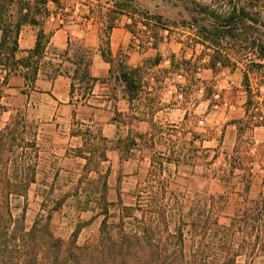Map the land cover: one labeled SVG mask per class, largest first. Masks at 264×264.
Returning <instances> with one entry per match:
<instances>
[{"label": "trees", "instance_id": "1", "mask_svg": "<svg viewBox=\"0 0 264 264\" xmlns=\"http://www.w3.org/2000/svg\"><path fill=\"white\" fill-rule=\"evenodd\" d=\"M171 1V7L178 9V22L192 33L183 43L179 56L171 54L163 60L156 53L136 67H129L126 61L119 60L120 56L112 57L111 31L120 25L121 18L145 29L160 23L162 18L143 9L138 0H0V102L10 76L18 75L33 85L41 68L49 79L70 78L71 92L75 86L88 90L97 82L89 75L92 48L70 42L61 52L49 48L53 30L76 24L73 15L78 5L82 22L94 21L99 25V48L103 49L98 51L109 65L115 83L123 87L129 102L146 101L150 141L153 136L162 135L161 127L153 122L160 107L148 91L152 87L148 86V80L154 70L187 80V85L178 88L181 98L189 95L185 92L187 88L204 86L206 101L212 99L213 91L198 78L202 70L217 74L225 68H241L244 116L231 125L236 126L238 136L243 132L242 126L249 130L264 128V94L261 93L264 91V0ZM47 26L52 27L49 34L45 33ZM24 27L37 29L36 42L31 51L17 58L18 38ZM124 27L128 29L129 25ZM152 45L156 47L155 43ZM196 47H201L198 55ZM186 50L191 51L188 59ZM165 61L168 68L159 69ZM154 80L158 79L154 76ZM181 109L185 112L184 123L173 128L172 133L190 136L189 150H171L170 158L153 153L148 158L146 179L134 193L133 205H125L119 195L115 202L110 200V170L101 168L107 162V140L89 133L90 136H85L83 146L72 151L75 158L84 161L73 196L84 194L86 200L77 202L78 210L90 212L92 217L77 224L67 240L56 237L51 228L53 214L68 198V194L62 198L53 196L60 178L54 164L41 168L46 173L37 184V191L43 199L31 227H26L28 193L37 183L41 150L35 132L26 129L19 115L0 125V264H238L242 257L247 264L264 261V180L257 199L249 200L254 158L242 154L237 144L230 152L222 153L221 166L211 175L227 192L234 190L235 184L242 187L245 199L228 223L221 222L223 196L195 194L194 199L188 200L169 190V181L163 176L167 173L165 164L175 168L195 164L199 157L196 143L206 141L201 134L185 129V124L194 122L196 117L187 106ZM1 112H5V107L0 103ZM121 144L122 162L130 159L128 149L136 144L133 140ZM202 151L207 160L210 150ZM212 152L208 167L220 157L217 151ZM48 173L52 174L50 183ZM92 174L94 179L90 178ZM98 218L101 221L96 240L79 245V232ZM187 240L188 254L185 253Z\"/></svg>", "mask_w": 264, "mask_h": 264}, {"label": "rangeland", "instance_id": "2", "mask_svg": "<svg viewBox=\"0 0 264 264\" xmlns=\"http://www.w3.org/2000/svg\"><path fill=\"white\" fill-rule=\"evenodd\" d=\"M105 0H103L104 2ZM143 9L148 10L150 14L161 16L160 23L154 24V26L145 29L141 25H132L130 20L121 18L118 27H124V24L129 25V28H125L129 37V46L121 50L118 55L119 60L126 61V54L130 49H137L142 57L140 62L147 58H153L156 53H159L163 60H167L171 54L179 56L180 49L183 47V43L187 41L188 37H191L192 33L187 28L178 22V9L172 8L171 0H138ZM76 9L74 15L76 17V24L65 25L63 30L65 31L66 47L67 42L77 45H85L89 48L97 43V50L99 48V25L94 21L87 23L82 22L81 13ZM67 11H70L67 9ZM82 22L81 25H78ZM153 24V23H152ZM46 34H49L52 30L51 26H47ZM153 43L156 47H153ZM182 43V44H181ZM93 49V48H92ZM196 55L199 54L201 47H196ZM191 55L190 50H186L185 58L188 59ZM168 62H164L159 69H167ZM156 77V82L154 80ZM198 78L206 83L207 87L212 89V99H203L204 86H198V88H187L185 92H189L182 98L178 95V88L187 85V80L184 77H178L175 74H158L153 71V74L149 77L148 86H152V98L155 103L158 104L161 101L169 99V92H171L173 104L179 106H187L189 110L194 114L196 120L194 122H187L185 129H191L205 139L204 142H197L196 146L199 149L198 159L195 164L189 165L188 171L181 170L177 174V170L172 164H165L167 173L163 176L169 181V190L182 196L184 199L192 200L195 194H208L215 196H223L225 205L223 207L221 216L222 223H228V220L234 215L235 211L241 207L245 197L242 193V187L240 184H235L234 190L227 192L223 184H219L216 180L211 179L213 170L218 169L221 166L223 155L225 151L230 152L235 144H237L238 150L242 154H250L253 156V179L250 188V192L247 194L249 200H255L263 190L264 180V128H253L249 130L247 127H240L243 129L240 136L237 135V128L231 125V122L243 119L244 110V93L241 86L242 73L241 68L232 70L231 68H225L220 70L217 74H212L208 70H202L198 74ZM264 94V91H261ZM211 100L212 103H211ZM188 102V103H187ZM212 104V107H209ZM181 107V108H180ZM182 110V109H181ZM184 111V110H182ZM185 113V112H184ZM20 118H23L22 114H19ZM24 119V118H23ZM25 122V120H24ZM184 122H179L177 128H179ZM25 124V123H24ZM2 126V125H1ZM28 130H31L29 127ZM163 136L162 140L158 136L153 141L149 140L148 151L145 152V161L141 166L140 174L135 170L132 177H124L120 174L112 177L113 184L110 188L109 197L110 200L115 202L119 195L125 205H133L135 202L134 193L137 191L140 184L145 179L149 168L148 158L153 153H160L169 149L177 151L179 148H184V152L189 150L187 142L190 136H177L174 133H170L169 128L161 126ZM27 136V135H26ZM166 136H172L171 143L165 141L168 139ZM226 136V137H224ZM239 137L236 143V138ZM41 153L39 154L37 183L33 185L28 193V211L26 214V227L30 228L35 216L40 208L42 197L37 191V184L42 181L44 173L41 168L45 165H56L57 161L50 157V149L43 142L38 143ZM209 149V158L205 159V154L202 150ZM213 150L219 153L220 157L211 167L207 166ZM29 152V151H28ZM152 154L150 155V153ZM170 158L169 156H165ZM135 159H137L135 157ZM37 161V162H38ZM72 166V171L67 174L65 172L59 173V182H57L56 190L53 192L55 198H62L68 194L65 204L62 208L53 214L51 220V228L54 235L60 239L67 240L75 230L77 224L87 222L91 217L90 212H79L77 202H84L86 197L84 194L73 196L74 187L78 180V173L75 171V165ZM104 171L107 165H101ZM56 169V168H55ZM191 169V170H190ZM115 170V168H114ZM192 172V173H191ZM48 182H52V174L48 173ZM168 175H171L168 178ZM90 178L94 179V175H90ZM226 193V194H225ZM97 197V196H96ZM91 200V199H90ZM101 218L92 221L88 226L83 228L78 235L77 243L83 245L84 243H92L98 236L99 224ZM190 249V243L188 240L185 243V253L188 254ZM238 264H247L245 258H239ZM253 264H264V261L259 259Z\"/></svg>", "mask_w": 264, "mask_h": 264}, {"label": "crops", "instance_id": "3", "mask_svg": "<svg viewBox=\"0 0 264 264\" xmlns=\"http://www.w3.org/2000/svg\"><path fill=\"white\" fill-rule=\"evenodd\" d=\"M47 32L49 30L45 29V33ZM36 33L37 29L32 27H24L21 30L18 38L17 58L25 56L34 48ZM65 42L63 28L53 30L49 48L58 52L64 51L66 49ZM129 43L125 28L120 26L113 29L109 37V49L112 57H117L121 50L129 46ZM91 48H93L94 54L89 75L97 80L92 88L84 90V88L75 86L71 92L70 78L57 76L54 79H49L46 76V70L42 68L33 85L27 84L18 75H12L8 78L3 89L0 103L5 107V112L0 113V125L4 126L16 115L22 114L26 129L30 127L35 132L37 144L43 142L49 147L50 157L57 161V164L54 165L55 168L60 173L68 174L73 169L71 165H75L78 177L84 161L75 158L72 151L83 146L85 136L91 135L106 139L107 162L103 164L107 165L110 170L108 185L111 188L112 177L115 174H120L123 178L132 177L135 170L140 174L141 166L145 161L144 154L148 151L145 140L149 143L151 138L150 125L146 117V101L129 102L123 87L118 86L113 75L111 77L109 74V65L103 61L97 50V43ZM126 56V64L129 67H136L141 63L142 54L137 49H130ZM148 91L152 92V87ZM159 107L160 110L153 116V122L160 127L169 128L172 133V129L183 121L184 111L173 104L171 92H169V99L161 101ZM139 136L144 139L141 141ZM155 137H152L153 140ZM158 137L162 140L163 136ZM166 137L168 139L165 141L171 143L172 136ZM126 140H133L136 146L128 149L130 159L121 162L119 160L120 145ZM119 141L120 143H118ZM118 146L119 148H117ZM170 152L171 147L160 153L169 156ZM142 157L143 159H141ZM188 166L179 165L175 168L177 174L181 170L188 171Z\"/></svg>", "mask_w": 264, "mask_h": 264}]
</instances>
